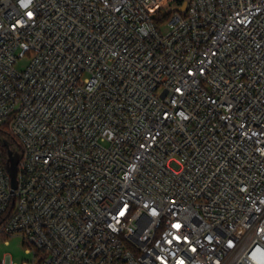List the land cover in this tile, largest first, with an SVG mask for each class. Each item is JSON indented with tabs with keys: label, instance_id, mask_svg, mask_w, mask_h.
<instances>
[{
	"label": "built area",
	"instance_id": "1",
	"mask_svg": "<svg viewBox=\"0 0 264 264\" xmlns=\"http://www.w3.org/2000/svg\"><path fill=\"white\" fill-rule=\"evenodd\" d=\"M2 125L31 264H264V0H0Z\"/></svg>",
	"mask_w": 264,
	"mask_h": 264
},
{
	"label": "rangeland",
	"instance_id": "2",
	"mask_svg": "<svg viewBox=\"0 0 264 264\" xmlns=\"http://www.w3.org/2000/svg\"><path fill=\"white\" fill-rule=\"evenodd\" d=\"M160 30L164 33L167 31V26L161 25ZM28 61L29 58L24 57L15 64V67L22 70ZM7 254L11 262L15 264H31L34 257L31 251H27V245L20 235L0 236V260L4 259Z\"/></svg>",
	"mask_w": 264,
	"mask_h": 264
},
{
	"label": "trees",
	"instance_id": "3",
	"mask_svg": "<svg viewBox=\"0 0 264 264\" xmlns=\"http://www.w3.org/2000/svg\"><path fill=\"white\" fill-rule=\"evenodd\" d=\"M4 141L7 142V146L4 144ZM7 149H11L19 156L20 145L18 141L12 136L8 127L2 125L0 126V151L3 154L4 160L7 159Z\"/></svg>",
	"mask_w": 264,
	"mask_h": 264
},
{
	"label": "water",
	"instance_id": "4",
	"mask_svg": "<svg viewBox=\"0 0 264 264\" xmlns=\"http://www.w3.org/2000/svg\"><path fill=\"white\" fill-rule=\"evenodd\" d=\"M4 144L7 146V142L4 141ZM19 156L14 153L11 149H7V159H6V168L11 180V187L15 189L16 187V173H17V162Z\"/></svg>",
	"mask_w": 264,
	"mask_h": 264
},
{
	"label": "snow or ice",
	"instance_id": "5",
	"mask_svg": "<svg viewBox=\"0 0 264 264\" xmlns=\"http://www.w3.org/2000/svg\"><path fill=\"white\" fill-rule=\"evenodd\" d=\"M28 2H30V0H28ZM24 6L27 7V3H25ZM28 16L31 17V16H32V13L29 12V13H28ZM178 91H179V89H178ZM121 215H123V213H121ZM174 227L179 228L180 225H179V224H176V225H174Z\"/></svg>",
	"mask_w": 264,
	"mask_h": 264
}]
</instances>
